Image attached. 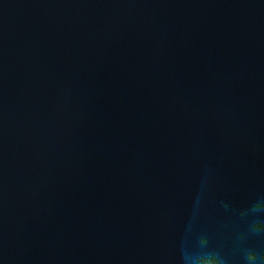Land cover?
<instances>
[{
    "label": "water",
    "instance_id": "obj_1",
    "mask_svg": "<svg viewBox=\"0 0 264 264\" xmlns=\"http://www.w3.org/2000/svg\"><path fill=\"white\" fill-rule=\"evenodd\" d=\"M0 264H264V0H0Z\"/></svg>",
    "mask_w": 264,
    "mask_h": 264
},
{
    "label": "clouds",
    "instance_id": "obj_2",
    "mask_svg": "<svg viewBox=\"0 0 264 264\" xmlns=\"http://www.w3.org/2000/svg\"><path fill=\"white\" fill-rule=\"evenodd\" d=\"M248 259H250V260H251V259H254V258H253V257H251V256H249V257H248Z\"/></svg>",
    "mask_w": 264,
    "mask_h": 264
}]
</instances>
